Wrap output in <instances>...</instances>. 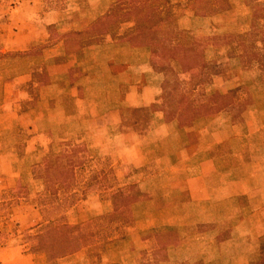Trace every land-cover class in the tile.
Returning a JSON list of instances; mask_svg holds the SVG:
<instances>
[{
    "label": "rangeland",
    "instance_id": "rangeland-1",
    "mask_svg": "<svg viewBox=\"0 0 264 264\" xmlns=\"http://www.w3.org/2000/svg\"><path fill=\"white\" fill-rule=\"evenodd\" d=\"M245 1L251 0H123L113 9L116 25L127 21L122 26L128 34H135L137 18L142 25L150 17L159 19L155 27L126 41L150 45L162 41L161 60L154 70L169 119H175L187 94L206 92L205 88L191 89L201 81L213 84L208 89L211 94L228 98L222 105H211L209 113L222 109L224 117L230 110H239V116L230 121L225 118V124L233 122L239 128L247 121L248 114L240 117L243 112L254 108L264 112V0H255L251 13L247 7L234 8L233 4ZM6 9L0 6V26ZM189 12L214 18L190 20L186 17ZM14 58L0 53V67L20 73L25 64ZM2 92L0 87V264H37L41 260L45 264L53 259L55 264H185L187 260L188 264H264V230L252 233L244 229L257 219L245 200L246 212L241 215H222L218 212L231 208L215 202L173 215L171 169L158 167L153 158L142 167L124 164L101 170L84 144L45 154L42 150L25 152L27 123L32 119L5 116ZM233 97L237 99L232 101ZM21 105L34 109L33 100ZM32 115L39 128L49 125L36 118L39 110ZM178 122L191 123L181 117ZM150 139L153 136L146 142ZM161 142L158 146L150 143L151 148H158L156 152L169 148V140ZM49 157L59 160L60 185H51L52 174H57L53 169H46V178L40 176ZM48 222L66 226L65 234L84 233L77 254L64 261L56 257L54 246L63 242L62 232L48 237L54 246L33 249L40 245L36 234ZM232 226H237L236 231ZM229 238L232 242H225ZM255 241L260 242V251Z\"/></svg>",
    "mask_w": 264,
    "mask_h": 264
},
{
    "label": "crops",
    "instance_id": "crops-1",
    "mask_svg": "<svg viewBox=\"0 0 264 264\" xmlns=\"http://www.w3.org/2000/svg\"><path fill=\"white\" fill-rule=\"evenodd\" d=\"M122 1L0 0V6L7 8L0 26V53L25 64L20 73L0 67L1 102L5 116L32 119L27 123L25 152L45 154L84 144L101 170L124 164L142 167L153 158L158 167L171 169L173 215L213 202L232 209L218 212L222 215H241L246 212L245 200L257 219L244 229L264 230V112L257 108L243 112L240 117L248 114L247 121L239 128L233 122L225 124V118L232 120L239 110L224 117L222 109L209 113L211 105H222L228 98L211 94L208 89L213 84L201 81L191 89L206 92L187 94L175 119H169L154 70L161 60L162 41L152 45L126 41L133 34L124 31L127 21L116 25L113 11ZM254 1L233 5L251 13ZM186 17L214 18L193 12ZM29 100L34 101V109H23L22 102ZM36 109V118L46 120L47 127L35 125L31 113ZM179 117L191 123L180 125ZM150 136L155 146L169 140V148L156 152L158 148L146 142ZM55 141L60 146L55 147ZM231 229L236 231L237 226ZM255 245L260 251V242Z\"/></svg>",
    "mask_w": 264,
    "mask_h": 264
},
{
    "label": "trees",
    "instance_id": "trees-1",
    "mask_svg": "<svg viewBox=\"0 0 264 264\" xmlns=\"http://www.w3.org/2000/svg\"><path fill=\"white\" fill-rule=\"evenodd\" d=\"M139 6V5H137ZM137 6L134 5V7L138 8ZM159 20V19H158ZM156 19H153V17L148 18V21H146V25H142L141 21L139 18H137V21H135V34L132 35V37L138 36L140 34L141 31H146V30H150L153 27L156 26L157 21ZM137 23V24H136ZM59 160L57 157H49L47 158L45 164L43 165V168L41 170L42 174H40L41 177H45L46 178V169L48 171L53 169L54 172H57V174H52L53 181L50 183L51 185H54L55 182H57L60 185V173H61V166L59 165ZM57 179V180H56ZM49 184V183H48ZM57 184V185H58ZM66 226H62L59 224H54L51 222H48L44 225V227L42 228V230L39 231L38 234H36L35 238L37 239V242L40 243V245L34 246L33 249H41L44 248L46 246H50L53 245L52 243L48 242V237L52 236L55 237V234H59V232H65L66 233ZM63 233V237L61 238V242L60 245L54 246L55 248V252H56V257L57 258H61L64 257L66 255L72 254L74 253L83 243L84 239H85V235L84 233L81 234H77L75 232V234H65ZM86 241V240H85ZM81 243V244H80ZM56 244V242H55ZM45 264H55V260H50L48 262H46Z\"/></svg>",
    "mask_w": 264,
    "mask_h": 264
}]
</instances>
